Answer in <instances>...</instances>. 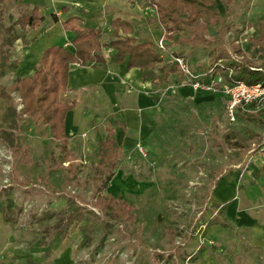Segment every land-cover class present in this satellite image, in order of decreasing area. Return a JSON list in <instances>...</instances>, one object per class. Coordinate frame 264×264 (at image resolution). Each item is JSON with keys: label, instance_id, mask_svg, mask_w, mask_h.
<instances>
[{"label": "rangeland", "instance_id": "1", "mask_svg": "<svg viewBox=\"0 0 264 264\" xmlns=\"http://www.w3.org/2000/svg\"><path fill=\"white\" fill-rule=\"evenodd\" d=\"M250 6L246 0H232L227 7L220 3L231 27L219 37L210 24L205 33L209 43L181 45L167 40L163 32L154 40L166 59H174L181 51L196 72L204 71L217 48H227L236 58L242 52L253 64L264 66V48L256 41L258 20L248 16ZM3 7L5 22L10 24L18 15V4L5 2ZM52 23L48 19L35 33L45 32ZM196 30L188 28L185 37ZM54 41L61 44L63 37ZM23 53L19 42L16 55L23 57ZM14 72L12 67L0 69V84L21 109ZM181 80L160 86L159 132L164 145H153L142 153L136 143L135 150L122 153L118 163L121 185L114 187L111 181L107 190L131 200L138 218L119 224L109 222V216L93 204V165L98 157L89 133L70 132L77 160L73 169L66 170L57 164L58 142L48 126L34 124L30 116L23 115L12 132L30 150V162L24 163L2 136L9 101L0 98V204L5 207L0 211V264H213L212 253L221 252L220 246L199 228L211 218V190L218 179L232 175L236 168H245L244 177H237L240 183L258 186H251L246 171L256 178L264 170L256 159L257 147L264 141V123L240 114L230 119L222 91H199ZM232 132L246 140L247 147L240 154L234 153L237 148L226 146L224 136ZM73 201L90 210L89 214L94 212L84 228L77 223L66 227L62 212ZM64 229L67 236L63 237ZM28 251H33L36 260H18Z\"/></svg>", "mask_w": 264, "mask_h": 264}, {"label": "trees", "instance_id": "2", "mask_svg": "<svg viewBox=\"0 0 264 264\" xmlns=\"http://www.w3.org/2000/svg\"><path fill=\"white\" fill-rule=\"evenodd\" d=\"M11 1V0H0ZM156 10V18L163 27L164 37L170 42H178L181 45L189 43H209L205 36L210 24L216 27V34L224 37L231 27V22L225 13L219 8V1L227 7L231 0H148ZM53 21H58L56 13L51 15ZM46 16L42 13L39 5H20V14L16 20L6 24L3 18V8L0 4V67H16L19 59L12 58L13 48L18 39L24 42V35L16 30V25L22 29L39 27L44 23ZM78 17H71L64 21L66 28L76 31L71 40L74 50L68 49L62 44L47 46L39 58L35 72L32 76L16 74L13 84L17 90L22 108L19 109L14 102L11 92L5 85H1L0 96L7 99L8 105L4 116L7 123L2 129V136L16 150L17 157L24 163L30 162V150L24 147L20 139L12 132L20 125L23 115L31 117L34 124L47 125L51 137L58 142L59 153L57 164L66 170L74 168L77 153L70 147V135L66 131L65 117L68 110L73 108L76 101H63L60 93L68 89L69 70L72 64L87 65L93 62L105 61L106 46L113 49L111 58L117 62H127L128 67H138L145 80L154 84L169 83L182 79L183 73L175 59L165 60L156 44L148 39H140L131 34L132 27L129 22L117 17L110 23L112 39L104 41V30L92 27L88 24L76 26ZM197 28L195 34L185 37L188 28ZM258 37L256 41L264 48V19L256 23ZM183 55L181 51L176 56ZM184 56V55H183ZM240 58V59H239ZM236 58L227 48L213 50L211 59L200 77L209 81L216 75L221 74L229 82L244 81L249 84L261 83L264 85V66L255 65L253 61L242 52ZM254 103L248 104V109L238 110L250 121L264 123V107L261 111L252 110ZM229 148L240 147L244 149L247 143L244 137L237 132L226 135ZM257 151L264 154V141H261ZM234 153H237V151ZM121 156V145L116 137L115 126L109 125L105 137L97 143L98 161L93 165V198L94 206L102 215L109 216V222L119 224L130 218L136 220L138 216L133 212L134 203L123 195H115L107 190L109 183L115 175ZM48 184L49 179L45 178ZM0 211L5 207L0 204ZM83 205L73 201L64 210L66 215V227L74 223L83 228L91 223V215L94 214ZM81 222H84L81 224ZM206 227L215 223L228 224L221 213L214 212L212 217L205 221ZM205 227V228H206ZM204 232V231H203ZM61 236H67V230L61 231Z\"/></svg>", "mask_w": 264, "mask_h": 264}, {"label": "crops", "instance_id": "3", "mask_svg": "<svg viewBox=\"0 0 264 264\" xmlns=\"http://www.w3.org/2000/svg\"><path fill=\"white\" fill-rule=\"evenodd\" d=\"M11 1L17 2L19 10L14 20L20 14V5L27 4L39 5L46 16L44 23L48 19L53 22L45 32L38 31L39 34L35 33V30H39L44 23L39 27L26 29L15 26L25 38L24 42L18 39L13 48L12 58L19 59L18 65L12 67L15 71L14 75L32 76L43 50L47 46L57 44L54 39L58 37H63L62 45L74 50L71 40L75 37L76 31L66 28L63 23L71 17L79 18L76 26L88 24L103 29L106 43L112 39L110 23L117 17L129 22L132 27L131 34L140 39H148L156 44L154 36L161 32L164 33L160 22L155 20L156 10L148 0ZM11 1L0 3L3 8V18V3ZM246 1L251 3L247 11L248 16L258 21L263 20L264 0ZM220 3L223 2L219 1L221 10ZM54 13L59 17L56 22L51 17ZM19 42L24 49L23 57L16 55ZM103 52L106 58L103 62H93L87 65L74 63L70 67L68 89L60 93L63 101H76L75 106L66 113V131L68 134L77 132L79 136L84 132L89 133L90 141H94L97 146L99 139L105 137L107 127L113 124L117 140L121 145L120 159L122 153L128 154L135 150L136 143H140L144 149L152 148L153 145L162 147L164 138L159 132V126L162 124L163 92L160 86L163 83L154 84L150 80H145L138 67L129 68L126 61L113 60L111 58L113 49L109 46H106ZM165 60L168 59L165 58ZM182 79L189 82L185 76ZM172 82L175 81L164 84ZM1 85L3 84H0V88ZM226 135L224 140L229 148ZM234 148L238 149L235 154L242 152L239 151L240 147ZM256 157L258 162H262L259 166L264 169V154L258 152ZM244 169L236 168L232 171V175L221 177L211 190L212 200L208 203L211 217L216 211L228 221L226 225L215 223L203 229V234L214 239L220 246L221 252L212 253L213 264H264V170H259L256 178L249 175V170L246 171L251 186L258 185L254 188L246 186L244 182H239V176L244 177L245 175ZM121 180L117 166L115 175L111 179L112 186H120ZM29 257L36 260L33 251L24 252L23 255H19L18 260H26Z\"/></svg>", "mask_w": 264, "mask_h": 264}, {"label": "built area", "instance_id": "4", "mask_svg": "<svg viewBox=\"0 0 264 264\" xmlns=\"http://www.w3.org/2000/svg\"><path fill=\"white\" fill-rule=\"evenodd\" d=\"M180 65L186 79L195 89H203L206 91H222L227 96L226 112L230 119L235 120L238 110L248 109L249 103H254L252 110H260L264 107V85L261 83L249 84L244 81L229 82L223 75L218 74L209 81H204L200 77V73L193 70L188 59L183 56L174 58ZM138 148L142 153H145L144 147L138 143ZM206 223L202 222L199 225L200 229H205Z\"/></svg>", "mask_w": 264, "mask_h": 264}, {"label": "bare ground", "instance_id": "5", "mask_svg": "<svg viewBox=\"0 0 264 264\" xmlns=\"http://www.w3.org/2000/svg\"><path fill=\"white\" fill-rule=\"evenodd\" d=\"M94 139V138H93ZM118 186V185H117Z\"/></svg>", "mask_w": 264, "mask_h": 264}]
</instances>
